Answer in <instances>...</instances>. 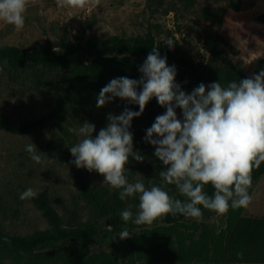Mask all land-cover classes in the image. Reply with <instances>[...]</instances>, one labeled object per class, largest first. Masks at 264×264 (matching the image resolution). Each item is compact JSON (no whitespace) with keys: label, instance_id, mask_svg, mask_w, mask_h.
Listing matches in <instances>:
<instances>
[{"label":"rangeland","instance_id":"374dc122","mask_svg":"<svg viewBox=\"0 0 264 264\" xmlns=\"http://www.w3.org/2000/svg\"><path fill=\"white\" fill-rule=\"evenodd\" d=\"M238 1H241L240 11L229 7L230 0H196L191 8L185 7L180 0H90L83 9L58 8L56 0H28L22 30L17 31L14 26L0 20V45L32 50L51 42L60 50L77 45L82 34L86 41H102L117 35L132 37L152 32L160 44L172 38L175 41L174 50L198 64H205L211 54L207 41L220 32L239 51L234 59L243 62L251 77L264 70V24L258 21V17L264 14V0ZM216 11L225 12L222 24L205 19L206 13ZM63 75L60 71L28 67L2 69L0 114L17 121H28L49 113L62 92ZM186 84H180L181 89L190 94ZM125 108L139 111L137 104L117 97L103 107H97V102L82 101L75 106V110L68 111L60 123H52L45 129L25 135L0 126V215L7 233L28 236L50 228L47 219L35 206L34 197L20 199L21 193L28 188H32L37 195L48 191L53 206L66 225L85 223L93 218L91 206L78 190L77 176L85 174L95 188L109 186L103 183L104 177L99 173L78 169L71 163L74 157L69 149L82 137L70 133L68 128L78 129L84 122H89L95 125V137L107 126L109 114L120 115ZM165 112L166 108L152 98L144 112L132 120L129 131L133 134V150L144 159L137 162L129 157L126 165L129 182L141 180L147 187L149 180H157L155 171L160 168L156 164L155 147L144 138L155 118ZM176 114L178 119H183L181 109L176 108ZM31 142L46 155L42 163L33 161L26 152L25 146ZM249 193L252 202L245 209V215L263 218L264 176L252 184ZM228 217L229 211L218 215L209 210L200 219L186 221L180 230L188 236L193 232L190 227L199 223L221 233L227 227ZM153 228H128L132 234L130 238L120 239L118 236L123 229L114 230L103 221L99 236L87 244L73 245V251L76 254L108 252L124 264L122 255L131 248L132 239ZM0 264L13 263L4 260Z\"/></svg>","mask_w":264,"mask_h":264},{"label":"clouds","instance_id":"9594fccd","mask_svg":"<svg viewBox=\"0 0 264 264\" xmlns=\"http://www.w3.org/2000/svg\"><path fill=\"white\" fill-rule=\"evenodd\" d=\"M90 0H56L58 8H85ZM28 0H0V20L22 30ZM164 43L172 48V38ZM57 51V49H54ZM139 80L128 77L112 79L99 92L97 107H103L114 98L137 104L139 111L125 108L120 115L109 114L108 124L93 137L95 125L84 122L70 133L82 139L70 147L71 162L78 169L95 171L104 177V184L118 190L119 199L138 197V211L132 207L120 212L125 227L120 239L132 235L128 223L136 226L152 225L154 221L171 214L200 219L204 210L218 215L230 209L248 208L252 202L253 169L264 162V70L226 86L213 82L207 87L201 83L190 94L176 83L177 70L168 66L167 57H161L158 47L152 48L139 67ZM138 88L142 90L137 91ZM155 98L164 114L146 130V142L155 147L154 155L165 166L159 172L160 186L146 187L143 181L129 182L126 165L129 157L142 162L144 157L133 150L131 122ZM176 108L182 110L178 119ZM36 163L44 161L45 154L34 143L25 146ZM214 189L210 196L205 187ZM167 185H174L179 196L170 195ZM37 193L28 188L21 200L33 198ZM242 260L244 253L237 252Z\"/></svg>","mask_w":264,"mask_h":264},{"label":"trees","instance_id":"16d2710c","mask_svg":"<svg viewBox=\"0 0 264 264\" xmlns=\"http://www.w3.org/2000/svg\"><path fill=\"white\" fill-rule=\"evenodd\" d=\"M191 8L196 0H180ZM229 7L241 10V1L230 0ZM224 11L208 12L205 19L222 24ZM264 24V14L258 17ZM210 57L204 64H198L179 51L160 44L152 32L139 36H113L98 41H86L82 34L77 45L68 49H57L46 42L32 50L17 46L0 45V71L4 68L18 70L22 67L62 72V92L52 111L36 120L17 121L0 114V126L19 135L42 130L52 123H60L62 117L82 101L97 102L100 90L112 79L128 77L139 80L142 73L139 67L146 60L152 48L158 47L161 57H167L168 66L177 70L176 83L185 85L188 91L203 83L206 87L213 82L226 86L232 80L248 78L244 64L234 57L239 51L220 33L207 41ZM264 62V61H263ZM142 90V89H141ZM159 170L157 180H149L147 187L160 186L159 172L165 166L157 157ZM264 176V162L259 169H253V183ZM252 183V184H253ZM77 187L80 195L91 206L93 218L85 223L66 225L60 213L52 204L48 191L34 197L35 206L47 219L50 228L38 230L31 235H12L5 231L0 215V261L10 260L13 264H120L119 258L108 252L76 254L73 245L87 244L100 234V226L106 221L114 230H122L126 225L120 212L131 206L138 211V198L125 201L119 199L118 190L109 187L95 188L88 177L79 173ZM170 195L179 196L174 185H167ZM205 191L211 196L214 192L209 184ZM245 209L229 210L227 227L221 233L214 232L207 225L194 223L193 232L188 236L180 230L185 222L193 219L183 215L169 214L152 225L154 226L135 236L131 248L122 255L124 264H238L264 263V217L245 215ZM203 215L209 210H204ZM199 236L197 237V234ZM51 248V251H42ZM243 252L242 260L237 252Z\"/></svg>","mask_w":264,"mask_h":264}]
</instances>
